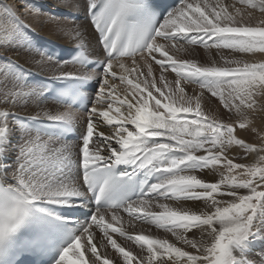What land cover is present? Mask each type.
<instances>
[{
	"label": "snow or ice",
	"instance_id": "1",
	"mask_svg": "<svg viewBox=\"0 0 264 264\" xmlns=\"http://www.w3.org/2000/svg\"><path fill=\"white\" fill-rule=\"evenodd\" d=\"M236 3L180 0L159 17L148 0H83L78 7L95 35L72 18L71 62L95 71L78 75L61 71L67 62L28 38L22 17L39 14L32 0H0V264L53 249V264H257L251 248L264 240V128L251 117L264 111V60L236 57L264 53V24L245 21L257 9L264 13V0ZM200 45L232 56L201 64L170 54L193 55ZM26 65H55L59 74L44 79L63 81L60 90L34 79ZM116 80L133 89L129 96L118 95L110 83ZM181 81L200 92L188 95ZM86 87L94 95L85 97ZM205 92L236 119L207 115ZM49 97L54 107L41 108ZM61 105L67 110H57ZM77 107L87 113L82 126L71 111ZM29 108L40 110L20 114ZM237 128L262 142H247ZM232 146L255 154L256 162H234L241 157L229 158ZM53 206L90 210L69 223ZM121 210L129 224L154 225L174 241L143 230L129 234L117 226ZM116 234L138 248L122 246Z\"/></svg>",
	"mask_w": 264,
	"mask_h": 264
},
{
	"label": "rangeland",
	"instance_id": "2",
	"mask_svg": "<svg viewBox=\"0 0 264 264\" xmlns=\"http://www.w3.org/2000/svg\"><path fill=\"white\" fill-rule=\"evenodd\" d=\"M7 2L12 3V0H7ZM32 2L35 5L36 9L39 11V14L38 15L24 16V17H22V19L25 21V23L30 25V29L28 31V38L31 40L33 45H35V43H34L33 39L31 38L30 30L31 29L32 30L37 29V27L40 29L41 35L47 36L48 38L55 37V40H58V41L62 42L63 44H69V43L76 44V42L72 39L71 29L73 27H75L76 25L84 26L87 23V21L84 19H81L79 21H76V25H73V24H70V22H68V19L57 18V16L51 15L52 18H47L45 16L50 15V14H48L47 12L44 11L43 6L45 4H49V5L54 4V6L59 5V6L64 7V8L72 9L74 6H77V3H69V0H32ZM189 2H192V3L201 2V3H203V0H189ZM209 2L210 3H217L218 2L222 5H231L233 3H236V0H209ZM236 6L240 7V4L236 3ZM229 10L231 11L232 9L229 8ZM43 15H45V16H43ZM61 19H63V20H61ZM245 21L247 23H250L252 26H259L261 24H264V13H261L259 11V9H257L253 13L252 18L249 20L247 17H245ZM170 54H174L176 57L182 58V59H196L197 62L201 63V64H209L211 62V60H213V59L222 63V61H220L221 55H226V56H229L230 58L232 56V54L229 52H221L220 54H217L216 50H206L203 48L202 45L196 47L195 54H193V55H188V54H185L182 52H175V53L170 52ZM236 58L245 60V61L250 62V63H257V62H260L261 60H264V53H259V55H258V53L254 54V55L253 54H244V55H240ZM21 62H23L22 56H21ZM127 65L129 67V69L135 70L132 67L131 59L127 62ZM29 67L36 69V68L32 67V65H30ZM45 68H46V66H45ZM45 68L42 72H45ZM117 69H118V67L114 66V70H117ZM29 70L31 71V69H29ZM154 70H156V71H154ZM86 71H88V70H86ZM153 71L155 73L157 72L156 76L158 77L160 69L155 64H153ZM45 74L50 75L51 73L46 71ZM55 74H58V73H52L51 75H55ZM165 75L167 77V80L171 81L169 78L170 75H172L171 71L169 70V72L166 73ZM112 82H114L118 85V94L120 95L121 98H124L125 96H129L131 94V92L133 91V89H131V87L129 85H127L126 82L121 83V81H119V80L110 81V83H112ZM182 84L186 87V91L188 88H190V90H189L190 94H192L193 89H196L197 92H200V88H199L198 84H187V82H185V81H182ZM157 86L159 87L160 84L158 83ZM165 92L167 94V90H165ZM153 94L155 96H157V98L162 99V97L158 93H156L154 90H153ZM204 101H212L213 102L212 105H216V104L220 105L218 98H211L210 94L207 92L204 93V100L202 102H204ZM165 102H167V101H165ZM40 107L44 108L45 103H42ZM114 107H116V105H114ZM221 107H222V105H221ZM32 109L33 108H29L27 110H21L20 114L21 115H25V114L31 115L30 113H32V115H35V112L40 110V109H33V111H34L33 112ZM222 109L224 111L223 114L225 115V116L224 115L222 116L223 117L221 119L222 122H230L231 120L236 119V116L234 113L232 115H229L227 110H225L223 107H222ZM58 110L59 111H65V107H61ZM204 111L208 112L209 116H211L212 118L216 117V116L211 115V114L215 113L214 109H212L211 111L209 109H204ZM26 112H30V113H26ZM73 113H75L76 116L78 117V122L84 120V117L87 116V113H83V114H80L78 112H73ZM262 113H263V111H260L258 117H261ZM262 123H264V121H262ZM236 134H238V128L236 130ZM246 141L257 143V146H259L260 143L262 142V141H260L259 137H254V136H250V135L247 136ZM235 148H236V146H232L229 149V151L227 152V155L229 156V158L234 157V155H232V150ZM260 155H264V153H261ZM239 156L241 158L235 160L234 162H236V163H254V162H256V158L250 162H246L245 159H250L249 157L251 156V154L245 155L242 150H240ZM118 214L122 217V219L120 220V223L122 221L121 224H123V217H129V215L127 213L123 212L122 210L119 211ZM109 215H111V214H109ZM134 222H137V220H135ZM138 223H144V222L138 220ZM145 225L148 226V230H146L147 234L149 232H151L153 235H158L161 238H165V236H166V238H167V235L163 232V230H159L154 225H149L147 223H144L143 226H145ZM116 235L119 236L118 234H116ZM122 239H123V241L126 242L124 244H127L134 251L136 248H138V246H136L134 244V242H128L126 240V238H122ZM105 251L106 250L104 248L101 249L102 253ZM107 252L110 256L114 255V251L111 250L110 246L108 247ZM251 255H253L252 257L257 261V264H264V240H257V241L253 242V245L251 248Z\"/></svg>",
	"mask_w": 264,
	"mask_h": 264
},
{
	"label": "bare ground",
	"instance_id": "3",
	"mask_svg": "<svg viewBox=\"0 0 264 264\" xmlns=\"http://www.w3.org/2000/svg\"><path fill=\"white\" fill-rule=\"evenodd\" d=\"M82 2H83V0H69V3H77V6H74L72 9H69V10H73V11H76V12H83V8H82V6H80V7H78L79 5H82ZM199 3H201V2H199ZM46 15V14H45ZM45 15H43V16H45ZM45 17H47V18H52V16L51 15H47V16H45ZM63 19H65V18H63ZM63 19H61V20H63ZM72 20H69L68 19V22H70V24H73L72 22H71ZM77 21V20H76ZM37 24V23H36ZM84 26H86V27H88V32H89V34L90 35H95V33H94V30L88 25V22L84 25ZM32 32H37V33H41L40 32V29L37 27V29H33L32 31H31V33ZM54 39L55 40V37H50L49 39ZM57 38V37H56ZM66 45H76V44H73V43H69V44H66ZM186 46V48L188 47V45H185ZM258 55H259V53H258ZM157 57L159 58V54H157ZM131 58H129L127 61H126V63L130 60ZM61 62V64H64V62L65 61H60ZM30 65H26V67H28L29 69H31V70H35V71H37V72H40V73H44L45 74V72L46 71H48L49 73H58V72H55L54 71V69H55V65H45L46 66V68H45V66H42V67H44L45 68V72H42V71H40L41 70V68L40 67H37V66H34V65H32V67H34V68H36V69H33V68H30L29 67ZM115 66V65H114ZM43 68V69H44ZM156 68V67H155ZM51 69V70H50ZM157 69V68H156ZM86 70H88L87 68H85V67H82V66H79V65H76V64H70V63H67V67H63V68H61V71H72V72H75L76 74H80V73H82V72H85ZM117 71V73L119 74V72H120V70H119V68L116 70ZM130 71H131V73H132V75L131 76H129V78H131V79H137V77H138V73H137V71H136V69L135 70H131L130 69ZM144 71H146V67H145V69H144ZM154 71H156V70H154ZM153 71V72H154ZM87 72V71H86ZM50 74V75H51ZM59 74V73H58ZM156 74H157V72L155 73L154 72V76L155 77H157L156 76ZM46 75V74H45ZM127 75V74H126ZM49 76V75H48ZM170 80L171 81H174V79H175V76L172 74V75H170ZM157 79H158V77H157ZM139 80L142 82L143 81V77H139ZM181 85L182 86H184L183 84H182V81H181ZM170 87H173L174 88V83L173 84H171L170 85ZM125 88V87H124ZM132 89V88H131ZM190 88H188L187 89V94L188 95H192V94H190ZM119 95V94H118ZM43 103H45V107L44 108H53L54 107V101H52V100H49V99H47V100H45ZM193 104H194V101H193ZM213 104V102L212 101H204V102H202V107H203V109H209L210 111L212 110V109H214V114H211V115H213V116H216L215 118L216 119H222L223 117V113H224V111H223V109H222V107H221V105H212ZM116 106H118V105H116ZM57 107V110L59 109V108H61V107H64V106H56ZM65 110H67L66 108H65ZM32 111H33V109H32ZM71 111L72 112H78V113H80V114H83L82 113V111H79V110H77V109H74V108H72L71 109ZM207 111V110H206ZM205 111V113L207 114V115H209V113L208 112H206ZM34 112V111H33ZM26 113H30V112H26ZM259 113H260V110L253 116V117H251L252 119H253V126L254 127H256L257 129H260V128H264V123H262V121H264V111H263V113H262V116L261 117H258V115H259ZM31 115H32V113H30ZM225 116V115H224ZM214 118V119H215ZM83 121L84 120H82V121H79L78 123H79V125H83ZM260 124V125H259ZM260 126V127H259ZM79 129H83L82 127H78ZM244 131H241L239 128H238V136L239 137H241V138H244V139H246L247 138V136L248 135H250V136H252L250 133L248 134V132H244ZM238 147H236L235 149H233L232 150V155H234V156H239L240 155V150L241 149H239ZM250 159H245V161L246 162H250V161H252V160H254L255 158H256V156H255V154H251V156L249 157ZM208 179H215V177H207ZM142 179H143V177H142ZM136 199V198H135ZM134 199V200H135ZM109 214H111V211H109V213L107 214V216H106V220H111V215H109ZM129 219H130V217H123V224H121L122 223V221H121V223L119 222V224L117 225V226H120V225H123V227L126 229V231L127 232H129L130 234H138L141 230H143L144 231V233L145 234H147V232H146V230H148V226H143L144 225V223H138V220H137V222H134L135 220H133V222H132V224H129ZM133 229H135V231H133ZM158 232V231H157ZM116 238L118 239V242H121L122 243V246L124 245V243H126L125 241H123V239L122 238H120L119 236H117L116 235ZM167 238L170 240V241H174V238L173 237H171V235L170 234H167ZM179 246V245H178ZM129 247V246H128ZM103 247H101L100 249H99V251H101V249H102ZM253 250V249H252ZM255 251V250H254ZM256 253V252H255ZM253 256V255H252Z\"/></svg>",
	"mask_w": 264,
	"mask_h": 264
}]
</instances>
